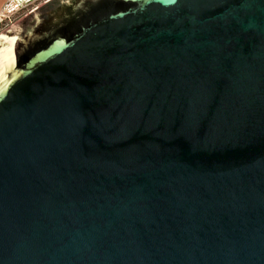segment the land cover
I'll return each instance as SVG.
<instances>
[{"label":"water","instance_id":"95a60500","mask_svg":"<svg viewBox=\"0 0 264 264\" xmlns=\"http://www.w3.org/2000/svg\"><path fill=\"white\" fill-rule=\"evenodd\" d=\"M0 32V264H264V0H53Z\"/></svg>","mask_w":264,"mask_h":264},{"label":"built area","instance_id":"2783aa9c","mask_svg":"<svg viewBox=\"0 0 264 264\" xmlns=\"http://www.w3.org/2000/svg\"><path fill=\"white\" fill-rule=\"evenodd\" d=\"M44 1L46 0H4L0 6V27L2 24L12 23Z\"/></svg>","mask_w":264,"mask_h":264},{"label":"rangeland","instance_id":"374dc122","mask_svg":"<svg viewBox=\"0 0 264 264\" xmlns=\"http://www.w3.org/2000/svg\"><path fill=\"white\" fill-rule=\"evenodd\" d=\"M28 13V12H27ZM27 13H24V14H22V15H25V14H27ZM22 15H20L19 17H17V19H19ZM17 19H15L12 23H8L7 25H5V24H2L1 25V28H0V32L2 31V30H4L6 27H8V26H10L11 24H13Z\"/></svg>","mask_w":264,"mask_h":264},{"label":"trees","instance_id":"16d2710c","mask_svg":"<svg viewBox=\"0 0 264 264\" xmlns=\"http://www.w3.org/2000/svg\"><path fill=\"white\" fill-rule=\"evenodd\" d=\"M53 0H50L49 2L45 3L44 5L42 4L40 7L45 8L47 5H50Z\"/></svg>","mask_w":264,"mask_h":264},{"label":"crops","instance_id":"0c3cea01","mask_svg":"<svg viewBox=\"0 0 264 264\" xmlns=\"http://www.w3.org/2000/svg\"><path fill=\"white\" fill-rule=\"evenodd\" d=\"M4 0H0V6L2 5V2H3ZM1 28V27H0Z\"/></svg>","mask_w":264,"mask_h":264}]
</instances>
